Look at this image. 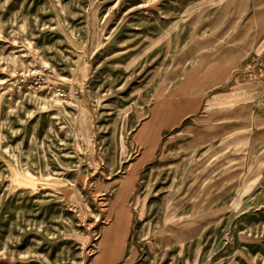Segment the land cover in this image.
I'll use <instances>...</instances> for the list:
<instances>
[{"label":"rangeland","instance_id":"rangeland-1","mask_svg":"<svg viewBox=\"0 0 264 264\" xmlns=\"http://www.w3.org/2000/svg\"><path fill=\"white\" fill-rule=\"evenodd\" d=\"M0 264H264V0H0Z\"/></svg>","mask_w":264,"mask_h":264},{"label":"built area","instance_id":"built-area-1","mask_svg":"<svg viewBox=\"0 0 264 264\" xmlns=\"http://www.w3.org/2000/svg\"><path fill=\"white\" fill-rule=\"evenodd\" d=\"M56 91H57V93L62 94V93L59 91V89H56Z\"/></svg>","mask_w":264,"mask_h":264}]
</instances>
